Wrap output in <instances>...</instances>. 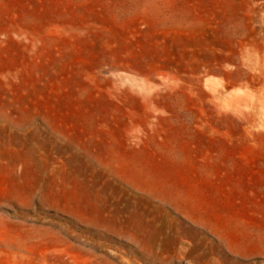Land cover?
<instances>
[{
	"label": "rangeland",
	"instance_id": "1",
	"mask_svg": "<svg viewBox=\"0 0 264 264\" xmlns=\"http://www.w3.org/2000/svg\"><path fill=\"white\" fill-rule=\"evenodd\" d=\"M0 264H264V0H0Z\"/></svg>",
	"mask_w": 264,
	"mask_h": 264
}]
</instances>
